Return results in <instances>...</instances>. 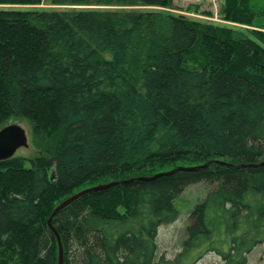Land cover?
<instances>
[{"label": "trees", "instance_id": "obj_1", "mask_svg": "<svg viewBox=\"0 0 264 264\" xmlns=\"http://www.w3.org/2000/svg\"><path fill=\"white\" fill-rule=\"evenodd\" d=\"M220 13L263 16L252 0ZM249 34L154 11L0 9V129L25 120L36 153L0 162V264H58L56 235L61 264H246L264 245V34ZM88 183L111 185L52 215ZM199 183L180 251L156 258L158 229Z\"/></svg>", "mask_w": 264, "mask_h": 264}, {"label": "rangeland", "instance_id": "obj_2", "mask_svg": "<svg viewBox=\"0 0 264 264\" xmlns=\"http://www.w3.org/2000/svg\"><path fill=\"white\" fill-rule=\"evenodd\" d=\"M257 11L262 12L263 16L253 21L251 26H244L242 24L226 21L222 18L221 8L224 0H174L172 8H153V7H125V6H56L51 4L49 0H41L36 5H0V9H15V10H36V11H154L163 14H172L175 16H182L188 20L211 24L214 26H224L233 30L241 31L247 36L249 33L257 32L264 34V0H252ZM108 58V56H106ZM15 123L20 126L24 131L28 139V146L26 148L18 149L13 157H24L25 159H33L36 153L29 145V139L31 136V128L28 122L22 119L11 120L7 125ZM5 125V126H7ZM4 126V127H5ZM182 164L177 162L176 165ZM175 166V165H173ZM172 167V166H171ZM25 168H29V164H25ZM170 167H164L163 170H168ZM52 174V173H51ZM107 181V180H103ZM101 182H96L99 184ZM92 183H88L82 186L81 191L90 189L89 186ZM104 185V184H100ZM93 187V186H92ZM209 186L204 183H199L187 187L184 192L177 198L174 203L176 210L178 211L177 220L166 226H161L157 231L156 238V258L164 256L167 259H172L180 251L181 242L185 237V228L188 224V214L192 207L202 200ZM78 190H75L76 192ZM79 191V192H81ZM77 192V193H79ZM75 193V194H77ZM73 194V196L75 195ZM196 264H222L220 258L212 253L205 255ZM246 264H264V245H259L253 249V251L247 256Z\"/></svg>", "mask_w": 264, "mask_h": 264}, {"label": "water", "instance_id": "obj_3", "mask_svg": "<svg viewBox=\"0 0 264 264\" xmlns=\"http://www.w3.org/2000/svg\"><path fill=\"white\" fill-rule=\"evenodd\" d=\"M27 146H28V139L25 134V131L17 124L11 123L0 129V162L12 158L18 149L26 148ZM263 165H264V162L260 163V166H263ZM158 175H161V174H158ZM53 176L54 175L52 173L51 177ZM110 185L111 184L93 187V188L81 191L75 194L74 196L69 197L68 199L61 202L54 209L52 215L56 214L61 209L65 208L67 205H69L71 202H73L78 197L84 195L85 193L95 191V190L105 189ZM47 224L48 226L51 227V218H49V220L47 221ZM56 239H57L58 248H59L58 264H61L62 263V249H61L60 241L57 235H56Z\"/></svg>", "mask_w": 264, "mask_h": 264}, {"label": "bare ground", "instance_id": "obj_4", "mask_svg": "<svg viewBox=\"0 0 264 264\" xmlns=\"http://www.w3.org/2000/svg\"><path fill=\"white\" fill-rule=\"evenodd\" d=\"M93 188V187H92Z\"/></svg>", "mask_w": 264, "mask_h": 264}]
</instances>
